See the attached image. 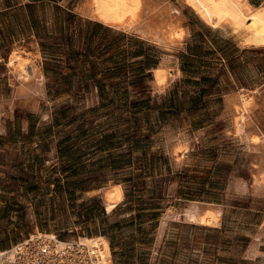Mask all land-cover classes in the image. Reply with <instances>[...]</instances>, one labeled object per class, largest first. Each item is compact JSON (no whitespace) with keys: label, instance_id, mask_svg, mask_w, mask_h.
I'll list each match as a JSON object with an SVG mask.
<instances>
[{"label":"rangeland","instance_id":"rangeland-1","mask_svg":"<svg viewBox=\"0 0 264 264\" xmlns=\"http://www.w3.org/2000/svg\"><path fill=\"white\" fill-rule=\"evenodd\" d=\"M110 38L101 26L95 37L79 34L67 45L53 44L44 54L53 81L49 97L0 104V252L38 233L73 242L112 231L107 187H120L123 198L127 191L130 210L143 212L156 184L162 193L169 182L182 184L186 200L224 207L221 249L235 253L237 245H246V234L258 230L247 209L264 208L254 200L256 193L264 196V183L256 181L264 144L249 143L254 134L264 138V48L247 52L230 73H222L218 63L192 65L186 75L199 82L183 79L175 93L153 95L148 87L146 94L129 96L111 71ZM175 44L166 52L189 65L187 46ZM27 64L35 67L28 59ZM202 74L216 78L203 84L210 88L205 96H219L203 107L195 90ZM244 90L252 102L244 116L248 136L242 138L233 123ZM113 237L111 248L125 247L127 240ZM118 257L113 255L115 264Z\"/></svg>","mask_w":264,"mask_h":264},{"label":"crops","instance_id":"crops-1","mask_svg":"<svg viewBox=\"0 0 264 264\" xmlns=\"http://www.w3.org/2000/svg\"><path fill=\"white\" fill-rule=\"evenodd\" d=\"M166 1L178 11L177 24L186 33L181 41L175 40L172 44L183 42L187 46L188 52L184 53L191 62L189 65L174 53L166 52L165 48L171 47L170 44L167 46L151 42L137 34L118 31L91 20L79 10L82 0H0V104L47 99L53 81L49 78L44 54L54 49L53 44L67 45L70 37H77L79 34L95 37L101 26L111 34L108 44L109 56L114 65L111 71L116 74L118 88L126 90L124 94L129 96L146 94L144 92L150 89L148 87L153 89V95L175 93L183 79L199 82L197 77L186 75L192 65L202 67L205 63H218L222 73L226 69L230 73V67L241 65V59L247 52L264 48V45L241 43L228 29H213L199 18L195 10L186 6L183 0ZM248 3L256 8L264 5V0H248ZM187 8L193 13L188 12ZM71 20H74L75 25L70 23ZM15 51L21 52L40 70V80L27 84L20 78V74L13 73L9 60ZM205 54L208 56L205 57ZM33 68L30 66L28 69L33 73ZM161 68L169 69V83L163 89H157L154 71ZM9 71L13 79L8 78ZM200 79L202 85L195 90L200 96L199 105L203 107L208 104V98L216 100L219 96H205L210 88L203 84L211 79V83H215L214 76L202 74ZM12 87L14 89L9 93ZM247 91L249 90H244L240 97ZM250 97L252 98L251 95ZM233 125L235 130V120ZM234 132L236 134V130ZM260 132L264 134L262 130ZM262 143L264 144V138ZM211 151L214 152L215 149ZM235 180V176L230 178L231 184H236ZM163 189L159 193L156 184V195L151 199L148 210H130L133 208L131 203L125 201L126 191L122 203L111 212H106V215L112 216V231L103 230V233L93 237H103L110 243L113 236L118 234L123 241L127 240L125 247L120 250L110 247L112 261L115 254L116 257L119 256L117 264H264V208L254 206L247 209L256 218L258 230H251L246 234V245L243 248L237 245L233 248L235 253L229 251L227 254L221 249L226 241L224 207L211 201L186 200L181 194L180 183L168 182ZM254 198L255 202L264 203V196L256 193ZM195 204L201 207L213 205L219 209V224L205 226L189 220L186 213L193 210ZM124 209L127 211L119 214Z\"/></svg>","mask_w":264,"mask_h":264},{"label":"bare ground","instance_id":"bare-ground-1","mask_svg":"<svg viewBox=\"0 0 264 264\" xmlns=\"http://www.w3.org/2000/svg\"><path fill=\"white\" fill-rule=\"evenodd\" d=\"M183 2L186 6L188 5L195 10L199 18L213 29H228L245 45H264V5L252 8L248 0H183ZM79 10L83 15L97 23H102L106 27L134 34L138 33L148 41L167 46L171 45L175 40L176 42L181 41L184 38V34H186L183 31L184 29L179 28V24H177L176 12L178 11L166 0H82ZM15 52L9 60V67L13 69V73L20 74V78L27 84L40 80V70L35 66L33 73L29 72L26 67L29 65L27 64V59L21 52ZM168 70L161 68L154 71L157 89H163L168 85V77L170 76ZM251 102L252 98L249 95V91L240 97V105L235 111V130L238 137L247 136L244 135L245 132L243 130L248 125L244 116ZM249 143L253 148L259 147L262 143L261 137L259 135L251 136ZM179 148L177 146L176 150H179ZM183 149L185 152L188 150L186 146ZM259 165L263 166V171L256 181L261 186L264 183V156H262ZM122 200L123 193L120 187L109 186L104 191V203L107 211L111 212ZM218 212L219 210L213 205L201 207L195 204L194 209L186 214L191 221L211 226L219 224L221 219ZM36 236L51 241L56 240V236L53 233H38L37 235H32L31 238L35 239ZM80 238L79 241L64 242L63 244L56 243L55 246L52 245L50 247L49 252L54 254L62 253L66 250L64 249L66 246H72L76 242L87 249V254L93 263L96 261L97 264H113L112 254H110V243L107 239L103 237ZM25 247L26 244H23L18 248L10 247V249H4L3 253L0 252V260L3 263L17 262L16 255H19L20 252L22 254L25 253ZM44 247L47 248V245ZM44 253L45 255L51 254L48 251Z\"/></svg>","mask_w":264,"mask_h":264},{"label":"built area","instance_id":"built-area-1","mask_svg":"<svg viewBox=\"0 0 264 264\" xmlns=\"http://www.w3.org/2000/svg\"><path fill=\"white\" fill-rule=\"evenodd\" d=\"M59 241V242H58ZM69 243V241L62 240L56 235V240H49L40 236H36L32 239L31 236L23 239L20 243L12 246L11 248H18L23 244H26L25 253L16 255L17 262H5L0 260V264H97L96 261L93 263L90 261V257L87 254V249L74 242L72 246H66V249L62 253H56L50 251V247L55 246L56 243ZM47 245V248L44 247ZM5 251V250H4ZM7 251V250H6ZM45 251L51 253L45 255ZM3 253V252H2ZM37 257H39L37 259Z\"/></svg>","mask_w":264,"mask_h":264}]
</instances>
